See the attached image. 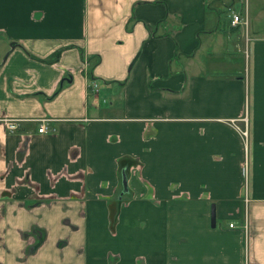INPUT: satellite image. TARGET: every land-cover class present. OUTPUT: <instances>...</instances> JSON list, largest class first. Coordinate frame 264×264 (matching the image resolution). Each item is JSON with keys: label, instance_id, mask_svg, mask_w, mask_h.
<instances>
[{"label": "crops", "instance_id": "1", "mask_svg": "<svg viewBox=\"0 0 264 264\" xmlns=\"http://www.w3.org/2000/svg\"><path fill=\"white\" fill-rule=\"evenodd\" d=\"M239 1L0 0V264H264V0L243 51Z\"/></svg>", "mask_w": 264, "mask_h": 264}, {"label": "built area", "instance_id": "2", "mask_svg": "<svg viewBox=\"0 0 264 264\" xmlns=\"http://www.w3.org/2000/svg\"><path fill=\"white\" fill-rule=\"evenodd\" d=\"M231 25L233 27L237 25L243 26L245 29H247V11L245 9L240 13V14H232L231 17ZM90 87L92 90L97 89V85L92 83L90 84ZM2 122L4 123V126L6 127L7 130L9 131H14L17 129V124L21 121L18 120H10V119H2ZM43 122L39 129L38 133H45L46 128L44 125L45 121ZM229 123L234 126V128L237 130L238 134L240 135V138L243 142L244 145V151H245V158L243 161V164L241 166V171H242V177L244 179V184L247 187L248 179H249V161L247 157V147H248V139H249V119H248V106L247 104L245 105V110L242 115V117L238 120H230ZM246 187H245V194H244V204L245 206L248 205V197H247V192H246ZM230 228L233 227V224L229 225ZM246 229V226H244Z\"/></svg>", "mask_w": 264, "mask_h": 264}, {"label": "rangeland", "instance_id": "3", "mask_svg": "<svg viewBox=\"0 0 264 264\" xmlns=\"http://www.w3.org/2000/svg\"><path fill=\"white\" fill-rule=\"evenodd\" d=\"M242 3H244V0L241 1ZM240 1L237 2V4L233 7H231V11H225V13L222 15V21H224L225 23H229V19H231L232 14L236 13L237 15L241 13V6H240ZM250 4V2L248 1V5ZM253 7L250 10L249 7V14L252 15L253 13ZM236 35L233 36V45L237 44L240 47V50L243 51L245 48V41H246V35H245V28L242 27V29L238 30L235 32ZM233 45L230 44L229 46V51H236L233 48ZM247 50V49H245ZM243 54L245 55V53L243 52ZM243 66H244V61H243ZM250 168V165H249Z\"/></svg>", "mask_w": 264, "mask_h": 264}, {"label": "water", "instance_id": "4", "mask_svg": "<svg viewBox=\"0 0 264 264\" xmlns=\"http://www.w3.org/2000/svg\"><path fill=\"white\" fill-rule=\"evenodd\" d=\"M123 183H125V177L123 176ZM215 224V217H214V211L211 212V226L214 227Z\"/></svg>", "mask_w": 264, "mask_h": 264}, {"label": "trees", "instance_id": "5", "mask_svg": "<svg viewBox=\"0 0 264 264\" xmlns=\"http://www.w3.org/2000/svg\"><path fill=\"white\" fill-rule=\"evenodd\" d=\"M55 59V58H54ZM84 60H85V58H84ZM87 76H88V79L90 80V81H93L94 80V78L92 77V75H91V72L90 71H88V74H87Z\"/></svg>", "mask_w": 264, "mask_h": 264}]
</instances>
